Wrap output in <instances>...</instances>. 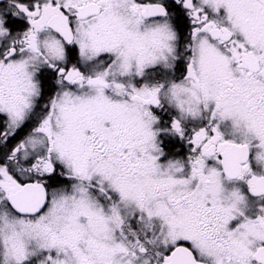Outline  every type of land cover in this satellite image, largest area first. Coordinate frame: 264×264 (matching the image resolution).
<instances>
[{
    "label": "snow or ice",
    "instance_id": "obj_1",
    "mask_svg": "<svg viewBox=\"0 0 264 264\" xmlns=\"http://www.w3.org/2000/svg\"><path fill=\"white\" fill-rule=\"evenodd\" d=\"M0 264H264V0H0Z\"/></svg>",
    "mask_w": 264,
    "mask_h": 264
}]
</instances>
